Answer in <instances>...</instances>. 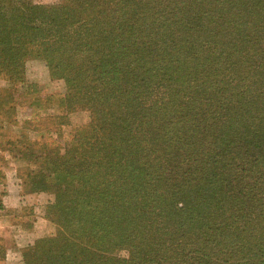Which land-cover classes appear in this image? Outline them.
Instances as JSON below:
<instances>
[{"label": "trees", "instance_id": "trees-1", "mask_svg": "<svg viewBox=\"0 0 264 264\" xmlns=\"http://www.w3.org/2000/svg\"><path fill=\"white\" fill-rule=\"evenodd\" d=\"M218 1L0 0V72L22 83L28 59L53 60L95 96L91 122L49 159L64 188L25 264H264V86L252 72L264 76V0ZM174 88L192 95L179 96L192 116L145 95ZM5 254L1 241L0 264Z\"/></svg>", "mask_w": 264, "mask_h": 264}, {"label": "rangeland", "instance_id": "rangeland-1", "mask_svg": "<svg viewBox=\"0 0 264 264\" xmlns=\"http://www.w3.org/2000/svg\"><path fill=\"white\" fill-rule=\"evenodd\" d=\"M24 1L30 5H43L61 4L64 0ZM218 2L221 4H228L230 0H219ZM187 3L188 2L186 1L183 3V5L186 6ZM150 8L151 7L149 5H144L140 9L143 11L144 15H147V12ZM251 38H256L253 32L251 34ZM6 40V37H0V46L4 41L5 44ZM54 64L55 62L49 59H28L25 63L26 72L24 75V82L22 83H19L18 81L13 83V78L10 77L9 73L7 74L6 72H0V104L1 107L4 108L11 106L6 113L0 112V137L4 138V141L9 145L16 144L18 146L24 147L29 144L31 147L42 150V152L45 151V154L42 153V155H35L33 157L37 159L38 162H42V164L46 165L49 163V159L53 155L63 154L67 145L75 140L78 130L82 126L91 122L93 105L88 101H91V99L95 97L89 96L88 98L86 97L87 99L82 98L80 93L83 92L84 81L77 76L64 78L62 77V74H56ZM262 70V67L257 68L256 66H253L252 72L258 77V79H256L257 84L264 86V76ZM238 92L239 90L237 89L233 91L234 94H237ZM90 93L94 95L92 92ZM181 94L183 96L192 98V95L188 94L187 89H185L183 93L178 92L175 88L168 93H165L161 89L147 90L145 92V95L155 100H163V98L167 97L168 95L169 97L167 99L173 96L174 98L176 97L174 103L176 114L183 112L187 118L189 115H193L194 99L192 101L191 98H187L189 99L186 100L187 103L184 105L181 104L180 106V100L182 99H179V96ZM140 96V98H143L141 94ZM98 97L99 95L97 98ZM165 102H167V100L164 101V103ZM236 119L237 120H234V124L236 125V122H239L240 124L241 121L238 120V117H236ZM171 123L172 120L168 118L164 121V124L170 128L173 127ZM199 126L201 127L195 131L199 134V136H203L205 132L202 130L201 119L199 120ZM203 126H205V124ZM44 128V136L40 137L35 142L31 139H27L25 136L22 137V139L18 137L22 136V134H30V132L42 131ZM47 129H49V131H46ZM186 130H193V126L186 128ZM160 138L162 137H159L158 139L157 137L153 138L156 147H159V149H164V147L176 146V150H178L180 153L176 154V156L182 155L185 157V155H183L184 149L181 147L183 144L178 142L167 143ZM139 139L140 138L138 136L134 137V140ZM158 141L161 142L157 143ZM176 141L177 140H174V142ZM239 141L240 140L237 142ZM140 152L141 150L134 152V156L141 157ZM148 156L149 155H144L146 159ZM157 156V154L150 155V158H156ZM261 162L264 163L263 158L261 159ZM152 163L153 164L149 166V169L155 168L158 165L155 162ZM159 166L161 168L163 167L162 165ZM186 173L189 174L190 171L187 170ZM41 174H45L48 177L50 176L54 181H56V183H54V188L58 189V192L63 190L64 182L60 174L48 173L47 169ZM150 188L151 187L148 188V191ZM165 189L170 190L171 188L167 186ZM161 195L163 197H170V200L167 202V204H176L177 199L174 197V195H172V192H161ZM172 222L175 223L174 220ZM113 256L122 260L129 259L130 252L128 249H121L114 251Z\"/></svg>", "mask_w": 264, "mask_h": 264}, {"label": "crops", "instance_id": "crops-1", "mask_svg": "<svg viewBox=\"0 0 264 264\" xmlns=\"http://www.w3.org/2000/svg\"><path fill=\"white\" fill-rule=\"evenodd\" d=\"M44 130L18 137L35 142ZM42 153L29 144L9 145L0 137V242L6 249L1 264H25V250L50 234L43 210L59 190L52 177L41 174L47 165L33 157Z\"/></svg>", "mask_w": 264, "mask_h": 264}]
</instances>
